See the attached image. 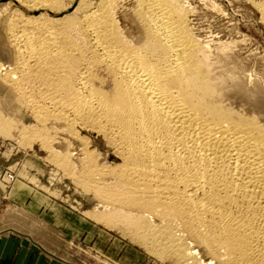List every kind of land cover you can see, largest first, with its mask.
Instances as JSON below:
<instances>
[{"label":"bare ground","instance_id":"bare-ground-1","mask_svg":"<svg viewBox=\"0 0 264 264\" xmlns=\"http://www.w3.org/2000/svg\"><path fill=\"white\" fill-rule=\"evenodd\" d=\"M119 1L0 21V135L21 104L41 125L68 124L84 145L79 181L103 204L92 217L163 261L264 264V103L218 83L181 0H138L136 39L120 29ZM12 2L33 15L77 0ZM36 128L18 130L40 138ZM67 153L53 163L74 178Z\"/></svg>","mask_w":264,"mask_h":264},{"label":"rangeland","instance_id":"rangeland-1","mask_svg":"<svg viewBox=\"0 0 264 264\" xmlns=\"http://www.w3.org/2000/svg\"><path fill=\"white\" fill-rule=\"evenodd\" d=\"M79 1L71 6L73 0H63L65 9L69 6L72 8L63 13L41 11L32 15L30 11L32 9L27 5H20L12 0H1L0 21H5L8 15L10 18V13L16 10L26 17L45 13L49 18L58 19L72 14ZM86 1L90 4L93 2V6L100 3V0ZM137 1L120 0L116 4L117 11L114 12L121 31L130 39H136L142 34L141 25L135 15ZM181 2L187 10L190 9L189 30L204 47L203 55L211 69L213 68L214 76L218 77V83L230 88L237 86L246 95L251 97L254 95L264 103V21L257 6L258 2L262 4L264 0H181ZM6 42L0 29V60L4 63L10 61L7 53L4 54L6 50L2 48ZM0 94L1 98L3 90ZM31 111L29 107L21 104V107L17 106L14 118L6 116L12 121L14 129L9 135H0V188L9 193L16 183H22L23 200L25 196L32 197L33 202L29 206L35 213L34 216H29L24 207L19 208L8 202L5 207L6 218L0 219V225L10 223L17 230L34 237L38 243L54 245L49 255L59 264H174L172 261L159 259L140 244L134 243L128 236L103 226L104 223L97 222L92 217L96 210L102 212L103 204L100 198L95 197L93 190L87 191L84 184L79 181L82 180L79 176L84 174L80 172L85 168L84 145L78 139L81 135L71 134L68 124L65 126L66 123L64 121L61 123V120L48 118L49 120L44 121L45 125H41ZM24 124L39 127L36 129L42 133L41 135L37 133L41 137L31 135L35 137L33 138L28 135L25 136L26 139L21 138L18 129ZM42 126L47 128L46 131ZM43 139H47L46 142L51 145L46 147L47 149ZM49 147L58 154L53 153L52 148L48 150ZM67 152L72 154V164L75 163L72 165L74 172L71 170L74 178L69 176V171L65 172L64 168L53 163L55 155L65 156L68 155ZM22 202L24 204L25 200ZM60 214L65 215L63 221L58 218ZM62 245H65L64 250ZM199 257L208 260L203 253Z\"/></svg>","mask_w":264,"mask_h":264},{"label":"crops","instance_id":"crops-1","mask_svg":"<svg viewBox=\"0 0 264 264\" xmlns=\"http://www.w3.org/2000/svg\"><path fill=\"white\" fill-rule=\"evenodd\" d=\"M23 187L22 183H16L9 193L0 188V219L6 218L5 207L8 202L14 203L17 207H24L29 216H34L35 211L29 206L33 202L32 197L25 196V203L22 202ZM58 218L63 221L65 215L60 214ZM2 224L3 226L0 225V264H59L49 255L54 245L38 243L34 237L17 230L14 225ZM63 246L65 245L61 246L64 250Z\"/></svg>","mask_w":264,"mask_h":264}]
</instances>
